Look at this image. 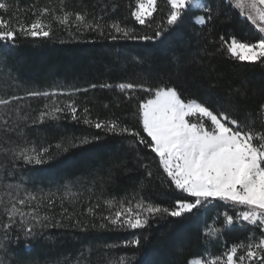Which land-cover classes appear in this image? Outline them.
<instances>
[{
    "label": "trees",
    "instance_id": "16d2710c",
    "mask_svg": "<svg viewBox=\"0 0 264 264\" xmlns=\"http://www.w3.org/2000/svg\"><path fill=\"white\" fill-rule=\"evenodd\" d=\"M202 1L213 9L221 6V14L213 22L200 25L195 17L205 15L203 10H189L176 26L151 40H112L96 32L77 33L73 38L66 31L56 30L51 38L18 36L14 44L0 42V98L25 97L28 91L63 92L64 95L55 99L61 106L75 100L78 116L84 115L86 107L89 109L88 118L94 122L118 119L122 124L138 129V118L134 113L139 99L147 98V93L138 88L124 94L115 88L119 83L130 82L152 88L175 87L186 101L197 100L213 110L224 109L246 121L249 114L256 113L264 103V64L241 63L217 49L221 46V36L255 42L256 29L228 7L227 0H223V4L222 0ZM0 2L12 5L9 13L0 10V16L12 19L13 23L20 20L30 23L34 18L33 8L38 10L49 5V0ZM59 4L60 0H51L57 11ZM64 6L70 11L87 12L90 18L106 12L105 22L119 20L122 25L134 28V35L138 37H154L157 26L165 24L167 14L166 0H158V11L145 25L138 24L130 15L135 0H64ZM105 83L113 87H99ZM92 84L98 87L93 89ZM75 89L88 91L75 92ZM51 99L26 98L13 101L7 108L0 106V130L4 127V120L15 116L11 109L21 105V114L29 116L25 128L27 139L37 147H50L55 152V145L66 138L98 136L100 139L62 153L52 162L39 166L17 161L13 168L8 155L0 152V196L5 200L9 183H19L28 191H42L45 195L55 193L56 198L63 195V185L68 184L71 191L82 193V197L75 208L67 203L65 206L69 207V212L83 214L81 219H88L86 210L97 202V197L101 204L106 198L122 199L131 196L141 184L143 197L162 207L172 208L177 199L185 198L186 194L169 186L166 174L158 167V158L143 145H130V138L106 134L85 125L82 120L72 121L70 117L32 125L31 120L38 117L44 110L43 105L50 103ZM8 138L16 140L17 144L22 143L15 134L4 136L0 131V148L10 146L5 143ZM141 164L150 165L151 177ZM109 170L112 178L101 186L100 178H106ZM223 210V202L214 201L180 218H158L144 230L89 228L83 232L71 226L50 227L42 229V235L36 239L29 240L20 233L19 243L13 239L7 253L0 250V260L7 264H76L78 260L81 264H118L119 257H132L135 253L133 264H145V261L148 264H188L194 258L207 257L206 227L212 225ZM55 211L57 214L60 211L59 199ZM97 211H104L103 204ZM4 219L0 216V222ZM12 235L15 237L17 233ZM258 236L257 231L256 238ZM137 237L141 240L139 247H125V241ZM246 237L247 232L234 229L225 233L222 240L209 250L221 254L225 242L230 246L246 240ZM3 238L4 231L0 228V240Z\"/></svg>",
    "mask_w": 264,
    "mask_h": 264
},
{
    "label": "snow or ice",
    "instance_id": "6c2138e0",
    "mask_svg": "<svg viewBox=\"0 0 264 264\" xmlns=\"http://www.w3.org/2000/svg\"><path fill=\"white\" fill-rule=\"evenodd\" d=\"M166 6V22L157 26L154 37H138L134 35V28L122 25L119 20L105 22L106 12L104 15L90 18L87 12L67 10L64 0H60L57 11L49 0L48 6L38 10L32 9L34 18L30 23H24L22 20L13 23L12 19L0 16V42L5 45L9 42L14 44L18 36L51 38L56 30L66 31L73 38L77 33L96 32L99 36L110 37L112 40H151L176 26L189 10H203L205 15L195 17L196 23L200 25L213 22L221 14V6L213 9L202 0H166ZM227 6L237 11L238 16L246 22H250L257 35L255 42H244L235 36L227 39L221 36V46L217 51H223L241 63L264 64V0H227ZM11 9L12 5L9 3L0 2V10L4 13H9ZM157 11L158 0H135V8L130 15L135 22L145 25ZM90 87L95 89L98 86L92 84ZM99 87L111 89L113 86L105 83ZM115 88L124 94L134 92L138 88L147 93V98L139 99L134 113L138 118V129L126 126L118 119L94 122L88 118L89 109L86 107L83 109L84 115L78 116L75 100L61 106L55 99L64 95L63 92L28 91L25 97L0 98V106L7 108L13 101L26 98H52L50 103L43 105L44 110L39 112L38 117L31 120L32 125L70 117L72 121L82 120L85 125L102 130L106 134L130 138V145H143L158 158V167L166 174L169 186H174L175 190L186 194L185 198L177 199L172 208L162 207L143 197L141 184L131 196L103 199L104 211H97L102 207L100 198L97 197V202L86 210L88 219H81L83 214L69 212V207L65 206L67 203L75 208L82 197V193L71 191L68 184L63 185V195L56 198L55 193L45 195L42 191H28L22 184L9 183L6 185L7 199L0 196V206L3 207L0 216L5 218L0 222V228L4 231L0 250L7 253L13 239L19 243L20 233L29 240L36 239L42 235V229L50 227L71 226L83 232H87L89 228L104 231L144 230L158 218H180L186 213H192L194 209L200 210L214 201H221L224 210L217 215L212 225L206 227L207 258H194L188 264H264V103L260 104L256 113H250L246 121H241L224 109L213 110L197 100L182 99L175 87L152 88L125 82L115 85ZM74 91L87 92L88 89ZM21 107L17 105L11 109L15 116L4 120V127L0 130L4 136L15 134L22 141L17 144L16 140L8 138L5 143L10 146L6 149L0 148V152L8 155L13 168L16 167L17 161H22L23 165H44L62 153L66 154L91 143L92 140L100 139L98 136L66 138L55 145V152L51 151L50 147H37L27 139L25 128L28 127L29 116L27 113L21 114ZM142 159L141 157V161ZM141 166L147 176L151 177L150 165ZM111 178L112 173L109 170L106 178H100L101 186ZM57 199L60 209L58 214L55 211ZM63 220L69 223L65 224ZM218 224L220 226H217ZM234 229L247 232L246 240L234 242L230 246L225 242L224 251L221 254H213L209 249L221 241L225 233ZM13 232L17 233L15 237ZM140 245L139 237L125 241V247ZM134 258L135 253L132 257L121 256L118 264H133ZM0 264L7 262L0 260ZM76 264H81V261L78 260ZM145 264L148 262L145 261Z\"/></svg>",
    "mask_w": 264,
    "mask_h": 264
},
{
    "label": "rangeland",
    "instance_id": "374dc122",
    "mask_svg": "<svg viewBox=\"0 0 264 264\" xmlns=\"http://www.w3.org/2000/svg\"><path fill=\"white\" fill-rule=\"evenodd\" d=\"M203 2V1H202ZM204 3V2H203ZM21 195H23V193H21ZM198 258H207V257H198Z\"/></svg>",
    "mask_w": 264,
    "mask_h": 264
}]
</instances>
